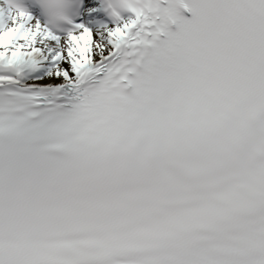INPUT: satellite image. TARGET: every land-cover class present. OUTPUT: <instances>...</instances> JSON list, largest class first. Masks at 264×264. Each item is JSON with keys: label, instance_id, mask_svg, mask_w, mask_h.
<instances>
[{"label": "snow or ice", "instance_id": "1", "mask_svg": "<svg viewBox=\"0 0 264 264\" xmlns=\"http://www.w3.org/2000/svg\"><path fill=\"white\" fill-rule=\"evenodd\" d=\"M0 264H264V0H0Z\"/></svg>", "mask_w": 264, "mask_h": 264}]
</instances>
